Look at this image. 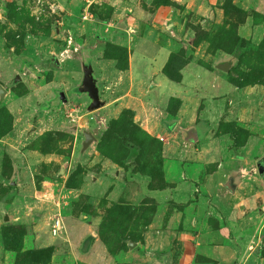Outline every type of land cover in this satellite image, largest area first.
Wrapping results in <instances>:
<instances>
[{"label":"rangeland","instance_id":"rangeland-1","mask_svg":"<svg viewBox=\"0 0 264 264\" xmlns=\"http://www.w3.org/2000/svg\"><path fill=\"white\" fill-rule=\"evenodd\" d=\"M124 1L109 26L105 0H0V207L9 217L0 214V264H89L77 255L78 237L70 240L79 223L90 225L111 264H156L153 251L172 264H264V197L237 205L226 216L233 226L219 227L213 206L226 215L233 202L227 176L225 196L216 176L201 188L214 166L198 162L203 145L195 144L208 110L218 117L214 133L237 151L251 126L263 132L264 0ZM85 39L100 57L80 53ZM236 47L228 72L213 69ZM107 58L112 77L98 66ZM79 61L94 66L104 100L90 111L74 87ZM207 71L234 88L223 84L211 100L217 88ZM175 120L188 121L186 133ZM83 130L95 139L81 151ZM244 167L256 169L255 161ZM256 189L264 196V184ZM204 212L214 229L201 228ZM53 218L61 223L54 234Z\"/></svg>","mask_w":264,"mask_h":264},{"label":"crops","instance_id":"crops-1","mask_svg":"<svg viewBox=\"0 0 264 264\" xmlns=\"http://www.w3.org/2000/svg\"><path fill=\"white\" fill-rule=\"evenodd\" d=\"M124 0H105V4L109 7V15H108V19H104L103 21L106 24H110L109 26H111V22H113L114 20L117 21V18H119L118 16V10L120 9L121 5H124ZM124 8V6H123ZM130 11V10H129ZM130 18V16H129ZM130 21V19L128 20ZM119 22V21H117ZM123 27V26H122ZM116 35V33L114 34ZM70 38V37H69ZM111 38H109L110 40ZM112 40V39H111ZM110 40V41H111ZM85 46L81 47V48H88V49H83L81 53H83V55L85 54L86 57L91 56L92 54L94 56H98L100 57V53L98 51V53H94L95 49H91V42L89 43L88 40L85 39ZM112 42V41H111ZM83 46L82 45H79ZM88 50V51H87ZM86 53H85V52ZM91 55H90V54ZM130 54V51H129ZM97 57V58H98ZM79 59H81L79 57ZM90 60V59H89ZM77 60L75 59V62ZM99 65H101V67L104 69V71H106V74L110 77H112L114 75L113 71H115V69L113 68L112 62L113 60L107 58V59H99ZM94 69V66L92 67ZM207 73H210L212 75H214V72H210L207 71ZM218 78V79H217ZM212 84L215 85V90L216 95H212V98H210L211 100L215 101L217 100V97L220 98V88H225L222 85L223 84H227L230 85V88L233 87V84L228 83L226 81H224V78L222 77H216V75L213 76L212 78ZM213 87V86H212ZM234 88V87H233ZM232 90V89H231ZM230 91V89L228 90ZM219 92V93H218ZM216 97V99H214ZM216 113V111H214L213 113L210 112V110L205 111L204 115H202L203 117L201 119L206 120L207 124H206V128L204 133L201 135V137L199 138V142L195 143V144H202L203 146H200V149L202 147V149L199 151H197V155H198V162L202 165H212L214 166V168L212 167V169L210 171H208V173H206V179H203L202 187L204 190H210L211 186L207 185V179L208 181H210L213 177H215V180L213 182V186L215 188H220L218 190V193H220L221 196H225L226 189H221L223 186L227 187V190L229 191V196H230V201L232 200V204L230 205V208L227 212V214H223L220 211H218V207L217 206H213L212 209V213L213 216H215V212H216V216H218L219 218V227H226L228 226V228H231L233 225V220L229 219L228 221L230 223H227V219L226 216H230V214L232 213V210L237 206V205H241L242 204H246V205H254L256 206V201H263V195H261V191L258 189H256V187L260 186L261 184H264V176H258L255 177V175H253V172L255 168L251 167V169L248 171L245 167H244V162L246 159H250L252 162L255 161V167H256V161L260 158V156L264 155V127L262 128L263 132L257 133V129L255 131L254 127L255 126H251L252 128H250V132L249 134L245 137L244 142H242V144H240L238 146V151H237V147L230 145V140L227 137V134L224 133H214V128L217 124V120L218 117L216 119V116H214V114ZM177 116V115H176ZM175 117V116H174ZM173 117V118H174ZM176 118V117H175ZM199 119L197 122L195 121L193 124H191V127L195 128V125H197L198 122H200ZM180 120V118H179ZM178 120V121H179ZM177 120H175V124L177 125H182L179 124ZM184 121L185 125L180 126L181 130L185 132V129L187 130L188 127L186 123L188 122L187 120H181ZM184 132H182L183 135H186ZM181 136V135H180ZM179 136V137H180ZM226 140L228 139V147L223 146L221 149L219 148L220 144L218 140L221 141V139L225 138ZM185 142V140L183 141ZM223 153V158H219V155ZM216 156V158H215ZM218 156V160L215 161V159H217ZM234 156H236L237 158H234ZM211 157V158H210ZM233 160H238L240 161V164L236 167H234V161ZM232 161V165H226L228 162ZM226 169V170H224ZM256 171V169H255ZM249 173L250 177H246V174ZM225 176H227L226 181L223 183V186L221 187V182L220 180L222 178H224ZM210 178V180H209ZM260 194V195H259ZM260 198V199H258ZM264 207V206H263ZM205 212L207 213L208 211L205 210ZM205 212L199 216L200 220V226L202 229H206L208 230V228L210 229H214L211 228V226L208 224V217L204 216ZM260 213V212H259ZM221 217H224V222ZM198 218V219H199ZM72 220V219H71ZM190 226H196V219L195 217L193 219L190 220L189 222ZM239 225V224H238ZM237 225V226H238ZM63 226H65L63 224ZM90 225L83 224V223H79V231H78V235L70 238V233L66 230L65 231V238L67 239L68 243L69 240L67 237L71 239H77L78 237V241H77V255L79 258H83V260L87 261L89 264H95L93 258H92V254L96 253L99 257V259L101 261L98 262H103L106 263L108 262V264H111L110 261H108V258L106 257V255L103 253V251L101 250V247H99V244L96 243V241L93 240L92 236V231L91 229H89ZM217 227V226H216ZM66 228V226H65ZM65 228L63 227V229L65 230ZM59 236V234H57ZM56 235V236H57ZM89 237V239H88ZM54 238V237H52ZM56 238V237H55ZM92 238V239H91ZM74 241V240H73ZM154 264V263H153Z\"/></svg>","mask_w":264,"mask_h":264},{"label":"water","instance_id":"water-1","mask_svg":"<svg viewBox=\"0 0 264 264\" xmlns=\"http://www.w3.org/2000/svg\"><path fill=\"white\" fill-rule=\"evenodd\" d=\"M238 54H239V49L238 47H236L233 50V52L227 55L226 57H221V56L217 57V59L212 62L213 69L223 72V73L228 72L231 69V67L235 64ZM80 72H81V77H80L78 86L76 87V90L79 93H84L87 99L89 100V102L87 103L85 107L86 110L90 111V110L100 107L101 105L104 104V100L99 98L98 88L96 85V78L93 76V68H92L91 63L81 62ZM15 79H18L17 75H15ZM149 86H152V85H149ZM5 94H6V91L0 85V99H2ZM61 96L63 95H62V92L60 91L58 98L62 102H65L66 99L64 98V96L63 98ZM82 135H83V139L81 141V151L86 149L88 145L95 139L92 133H90L87 130H83ZM130 162L133 163L134 162L133 159H131V161H128V163ZM256 171L258 175L260 176L264 175V167L259 160L256 161ZM9 184L16 185V181L9 182ZM0 214H1L2 221L6 222L9 220V217L6 211L4 210L3 206L0 207ZM127 245L129 247H132L133 243L128 242ZM149 255L154 257V262L156 264H172L170 256L167 252L153 251V252H150Z\"/></svg>","mask_w":264,"mask_h":264},{"label":"flooded vegetation","instance_id":"flooded-vegetation-1","mask_svg":"<svg viewBox=\"0 0 264 264\" xmlns=\"http://www.w3.org/2000/svg\"><path fill=\"white\" fill-rule=\"evenodd\" d=\"M82 51L80 50V53H81ZM77 56V55H76ZM42 57H44V58H42ZM77 59L79 58V56H77L76 57ZM41 59H42V61H46L47 59H50L51 60V62H53L54 64H56V61H55V58L53 57V55H51V54H44V53H42V55H41ZM48 61V60H47ZM80 61H82V59H80ZM80 61H79V63H80ZM82 63H87L86 61H84V62H82ZM80 65V64H79ZM81 77V76H80ZM15 79V78H14ZM15 80H18V79H15ZM79 81H80V79H79ZM79 81L77 82V84H76V86H74V87H77L78 86V83H79ZM2 86V85H1ZM3 87V86H2ZM4 88V90L6 91V94H7V88L6 87H3ZM76 89V88H75ZM61 90H59L58 92H57V94H56V97L57 96H59V92H60ZM62 92V91H61ZM5 94V95H6ZM4 95V96H5ZM62 95L64 96V94H63V92H62ZM3 96V97H4ZM63 96H61L62 98H63ZM64 98H65V96H64ZM66 99V98H65ZM0 100H2V99H0ZM60 100V99H59ZM61 101V100H60ZM62 102V101H61ZM66 102V101H65ZM64 102V103H65ZM89 102V100L87 99V103ZM83 136V135H82ZM82 139H83V137H82ZM261 163H262V165H263V167H264V155L263 156H261L259 159H258Z\"/></svg>","mask_w":264,"mask_h":264},{"label":"built area","instance_id":"built-area-1","mask_svg":"<svg viewBox=\"0 0 264 264\" xmlns=\"http://www.w3.org/2000/svg\"><path fill=\"white\" fill-rule=\"evenodd\" d=\"M85 16H83L84 18ZM49 230L52 234L56 233L59 229H61V223L59 218H53L49 225Z\"/></svg>","mask_w":264,"mask_h":264},{"label":"trees","instance_id":"trees-1","mask_svg":"<svg viewBox=\"0 0 264 264\" xmlns=\"http://www.w3.org/2000/svg\"><path fill=\"white\" fill-rule=\"evenodd\" d=\"M82 50H83V49H82ZM82 50H81V51H82ZM245 137H246V136H245ZM245 137L243 138L242 142H244V140H245ZM241 144H242V143H241ZM88 239H89V237H88Z\"/></svg>","mask_w":264,"mask_h":264}]
</instances>
